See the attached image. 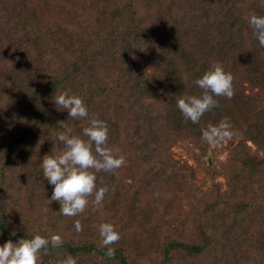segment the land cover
<instances>
[{"label": "trees", "instance_id": "1", "mask_svg": "<svg viewBox=\"0 0 264 264\" xmlns=\"http://www.w3.org/2000/svg\"><path fill=\"white\" fill-rule=\"evenodd\" d=\"M136 1L127 0L113 13L98 12L92 21L85 22L89 29L93 25L99 27L96 37H91V40H98L99 51L94 55H100L102 60L110 58L108 61L114 60L119 65L116 78L111 82L98 78L100 70L90 65L94 60L85 55L87 47L82 41L74 43L71 50L69 40L49 28L43 31L29 24L21 25L20 32L25 33L22 36L37 42L34 47H39V52L45 51L44 40L48 38L52 47L55 45L53 49L58 61L53 65L39 60L33 69L26 65L25 71L18 68L16 71L24 76L19 73L21 82L17 83V89L10 84L0 91V128L3 130L0 143V245L36 234L46 238L57 235L59 246L53 247L49 243L46 249H41L37 264H57L66 255L74 257L76 264H134L135 258L144 261L150 257L157 246L167 262L180 254L196 257L207 253L208 246L214 243L209 242L210 236L206 232L211 226L220 231L216 237L221 235V239L226 240L220 255L213 258V264H264V209L258 207L254 211L256 204L233 205L220 219H210L213 204L210 201L204 203L203 213L199 214L201 242L189 245L174 240L160 242L161 237L152 227L148 231L144 228V224L152 223L151 219L144 216V222H140L139 216L144 211L130 196L134 194L138 200V191L143 187L153 185L162 189L175 178V162L165 149L173 134L183 132L187 138L201 139V128L215 125L225 116L232 123L230 113L235 115L236 111L240 116L253 111L254 117L247 118L250 123L247 132L238 143L234 157L228 161L229 166L233 163L247 165L252 178L247 182L249 187L243 185L242 171L226 172V179L233 196L240 191L245 199L249 193L263 198L264 184H259L256 177L264 170V165L261 167L264 162L255 164L243 142L251 141L264 150V105H257L256 101V108L250 109L249 98L243 99L234 93L231 98L219 96L215 97L218 106L205 112L197 123H192L181 115L176 100L182 95H199L200 89L193 81L217 63L225 71L240 65L253 70V80L263 95L260 99L264 100V48L259 46L248 23L250 15H264V0H167L164 10V6L161 7L163 16L159 17V25L153 29L139 19ZM91 8L94 9V5ZM107 30H110L109 35ZM156 34H159V40L153 39L152 48H146L148 37ZM133 55L137 60L130 63ZM64 91L83 99L88 117L68 118L65 109L58 107L57 110L52 97L54 93ZM92 117L107 122L108 147L112 155L124 158L123 164L114 171L95 173L96 186L107 189L100 205L106 208V203H112L128 221L140 222L147 253L142 251L143 247H138V242L119 234L115 225L119 238L108 246L102 245L99 231L95 232L100 223L78 220L81 227L77 231L73 222L80 213L61 215L59 203L48 199L52 186L43 178L41 158L63 150V143L57 140L59 132L67 129L69 135H81L82 128ZM60 121L64 122V128L60 127ZM16 160L21 166L13 164ZM126 162L136 166L137 177L131 184L119 181ZM147 179L148 183L144 184ZM16 195L26 196L28 207L32 205L33 219L22 211V202L10 205ZM90 205L93 204L90 202L87 208ZM83 213L86 215L85 211ZM105 214L103 223H109L111 215ZM84 225H88L89 234H84ZM70 231L71 237L62 235L61 238V233ZM107 247L114 249L111 257L106 254Z\"/></svg>", "mask_w": 264, "mask_h": 264}, {"label": "rangeland", "instance_id": "2", "mask_svg": "<svg viewBox=\"0 0 264 264\" xmlns=\"http://www.w3.org/2000/svg\"><path fill=\"white\" fill-rule=\"evenodd\" d=\"M126 1L0 0V91L6 85L12 84V86L14 85L13 87H16L17 83L21 82L20 74L22 76L24 74L20 72L19 74L16 71L18 68L20 71H25L27 68H24V66L26 65L28 68L33 69L38 66L37 62L39 60L40 62L43 60L48 63L52 62L53 65L58 61V57H55V50L53 49L55 45L52 47V43L49 42L48 38L44 40L45 51L40 50L39 52V47L37 49L34 47L37 42H33L32 39L27 40L22 36L25 33L20 32L22 29L21 25L25 24H29L36 29L42 28L44 29L43 31L50 29L59 36L67 38L69 43H71L70 45H72L70 46L71 50L74 47V43L77 44L79 41H82L87 47L85 55L91 60H94L90 65L92 68L95 67L96 70H100L98 78L102 81L111 82V80L116 78L117 67L119 65L116 62L114 63V60L108 61L110 58L104 57L106 60H102L100 55H94L99 51L96 46L98 40L96 38L91 40V37H96L95 33L98 32L97 28L99 27L98 25L97 27L93 25V28L89 29L85 22L87 20L92 21L98 12L106 14L113 13L119 5ZM167 2V0H137L134 5L142 23H146V27L153 29L154 26L159 25L157 24L161 19L159 17L160 15L163 16L161 14V7L164 6L162 7L164 10ZM92 5H94V9L91 8ZM106 32L109 35L110 30ZM159 37V34L149 36L146 41V48H152L153 39L159 40ZM31 38L33 37L31 36ZM130 60V63H133L137 58L133 55ZM106 62H110L109 65L101 68ZM136 66H138V61L136 62ZM252 71L249 67L247 68L241 65L236 68L226 69V72L231 73L233 77L234 95L243 99L249 98L251 100V107L248 105L250 109L252 107L256 108V101L258 102L257 105H264L263 98L260 99L263 95L262 93L260 94L259 88L256 87ZM1 112L3 115H6L3 111ZM236 112L235 115L230 113L233 119L230 125L234 135L231 139L223 141L218 146L209 145L201 139L194 137L187 138L183 132H179L178 134L170 132L173 134V137L169 141V144L165 145V149L169 150L168 155L175 162V167L174 169L172 168L174 173H176L175 178H171L162 189L153 187V185L151 188L143 187L142 190L138 191L140 192V195L137 196L139 197L138 200L135 199L134 194L130 195L132 197L131 200L138 206H141L145 213V215L143 213L141 217L139 216L141 218L140 222H144L143 219L146 216L149 217L152 223L148 225L144 224V228L148 231L152 227L153 232L161 237L160 242L174 240L189 245L200 243L201 235L199 226L202 220H200L199 214L203 213L204 203H209L208 201L214 207H212L214 211L209 214L211 215L210 219H220L223 213H228V208L231 206L247 204L249 202L251 205H257L254 211H257L258 207L264 209V190L262 191L263 194H261L263 196L261 199L263 200H261L258 199L256 194L250 193L248 194V198L245 199L242 196L243 192L240 191H237L233 196L228 188L226 172L236 173V170L242 171L244 173L242 176V180L244 181L243 185L247 187H249L247 182L252 179L247 165L233 163L234 165L229 166L228 163L229 159L234 157V152L239 146L238 143H240L247 132L250 124L247 118L251 119L254 117V114L252 115L253 111L251 113H243L241 116L236 114ZM2 133L3 130L0 128L1 144ZM244 145L249 148V153L255 164L264 162V150L261 147L254 145L251 141L243 142ZM227 163L228 165H226ZM13 164L15 166H21L18 160ZM124 164L126 165L122 169L119 181L131 184L133 179L137 177L135 173L136 166H130V162ZM263 165L264 163L261 167ZM234 168L235 171L233 170ZM260 172L261 174L256 179L259 181V184L263 185L264 170ZM148 181L149 179L144 184H147ZM19 201L22 202V211L26 213L29 219H33L32 205L28 207L26 196H13L10 205H14V203L18 204L17 202ZM116 208L112 203H106V208L102 205H90L88 208L86 206L79 214L80 216L77 220H93V223L97 222L101 224L104 221L105 213L110 214L109 212L111 211V218L107 222L117 226L119 234L126 236V238L130 237L129 239L132 238L136 244L138 242V247H143L145 241L143 239L144 235L141 225L139 224L140 222L128 221L123 213H118ZM84 211L86 215H84ZM118 227L124 230V233ZM82 230L84 234H89L88 230L90 229L88 225H84ZM98 231L97 229L95 232ZM206 232L210 236L209 242L214 243L208 246L207 253H204L202 256L190 257L185 253L176 255L174 259L166 262L160 252L159 246H157L153 248V253L149 255L150 257H147L144 261L135 258L136 261L134 260V264H213V258L220 255L226 240H222L221 235L219 236L220 238L216 237V234L220 232L216 228L212 229L210 226V230ZM71 233V231L65 232L64 234L61 233V238L62 235L69 238L71 237ZM150 243L154 245L155 242L151 240ZM121 246L124 247L125 245ZM142 251L147 253L146 244ZM258 259H260L259 255Z\"/></svg>", "mask_w": 264, "mask_h": 264}, {"label": "clouds", "instance_id": "3", "mask_svg": "<svg viewBox=\"0 0 264 264\" xmlns=\"http://www.w3.org/2000/svg\"><path fill=\"white\" fill-rule=\"evenodd\" d=\"M248 23L253 29V34L261 48H264V15L252 14ZM233 77L226 72L220 64H213L193 83L200 89L199 95H182L176 100V107L181 115L197 123L201 116L218 106L215 97L233 96ZM52 101L58 110L65 109L68 118L88 117L87 106L83 99L68 91L59 94L54 93ZM59 125L64 128V122ZM234 132L231 130L228 117H223L215 125L209 124L200 129V138L209 145H220L223 141L231 139ZM82 137H86L84 139ZM57 140L63 143L64 148L58 154L44 155L40 160L43 178L51 185V201L59 203V213L65 216H75L81 213L91 202L100 205L105 192L104 187L96 186V172H112L119 168L124 158L112 155L108 147L107 122L92 117L87 126L81 130V135H69L65 129L57 134ZM94 170V171H92ZM89 196L93 199L89 201ZM77 231L80 230V222L74 221ZM101 243L104 246L112 244L119 238V234L110 223H101L98 226ZM15 233H13L14 235ZM51 243L58 247L60 237L52 235L43 237L39 234L31 238H20L16 242L5 241L0 245V264H37L41 249ZM106 254L111 257L114 254L112 247L106 248ZM57 264H76L71 255H66Z\"/></svg>", "mask_w": 264, "mask_h": 264}]
</instances>
